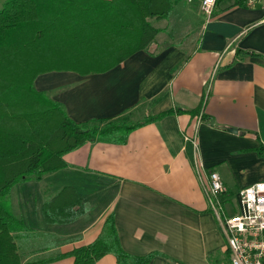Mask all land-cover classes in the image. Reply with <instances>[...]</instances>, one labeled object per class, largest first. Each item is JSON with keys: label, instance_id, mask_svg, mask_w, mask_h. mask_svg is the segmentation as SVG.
<instances>
[{"label": "crops", "instance_id": "crops-1", "mask_svg": "<svg viewBox=\"0 0 264 264\" xmlns=\"http://www.w3.org/2000/svg\"><path fill=\"white\" fill-rule=\"evenodd\" d=\"M179 1L171 0L168 18L151 21L158 32L146 49L109 70H53L34 80L76 122L119 116L141 121L181 110L132 129L124 143L86 142L63 154L62 168L12 186L11 209L25 225L38 215L40 224L68 227L55 233L58 244L47 250L53 256L91 243L112 213L126 252L156 253L148 264H230L193 156L205 171L219 174L227 209L233 210L238 190L264 181V154L258 153L264 150V60L236 55H264V9L223 0L207 17L197 2ZM199 105L200 112L191 115ZM193 133L197 151L184 140ZM45 175L50 181L31 183ZM64 186L74 189L86 210L68 223H46L42 204ZM72 263L67 255L39 264ZM94 264L117 262L105 254Z\"/></svg>", "mask_w": 264, "mask_h": 264}, {"label": "trees", "instance_id": "trees-1", "mask_svg": "<svg viewBox=\"0 0 264 264\" xmlns=\"http://www.w3.org/2000/svg\"><path fill=\"white\" fill-rule=\"evenodd\" d=\"M223 0H216V5ZM244 0H232L241 6ZM171 0H4L0 3V264H39L72 256V264H94L105 254L117 264H148L156 255H133L120 245L113 214L91 243L68 253L38 260L18 254V233L31 229L11 209L10 189L40 180L62 168L63 154L86 142L124 143L129 132L166 115L172 108L141 121L127 116L76 122L62 103L37 90L35 78L48 71L80 74L109 70L132 53L146 49L158 29L151 20L169 17ZM260 57L253 52L236 51ZM201 105L189 111L200 112ZM203 116L201 115V118ZM260 147L258 153L264 154ZM82 199L62 187L41 207L46 223L63 224L85 212Z\"/></svg>", "mask_w": 264, "mask_h": 264}, {"label": "built area", "instance_id": "built-area-1", "mask_svg": "<svg viewBox=\"0 0 264 264\" xmlns=\"http://www.w3.org/2000/svg\"><path fill=\"white\" fill-rule=\"evenodd\" d=\"M197 2L200 11L211 16L216 0H186ZM249 8L264 9V0H244ZM197 151V137L184 135ZM193 167L203 185L209 208L218 220L226 238L230 264H264V181L253 183L236 193L235 206L225 207L226 188L216 171H205L194 152ZM205 178V180H204Z\"/></svg>", "mask_w": 264, "mask_h": 264}, {"label": "rangeland", "instance_id": "rangeland-1", "mask_svg": "<svg viewBox=\"0 0 264 264\" xmlns=\"http://www.w3.org/2000/svg\"><path fill=\"white\" fill-rule=\"evenodd\" d=\"M4 0H0V3ZM229 0L223 2V4H227ZM180 4H184V0L179 1ZM189 6H196L195 2L192 4H187ZM151 21H155L154 19ZM50 175H45L41 182H31L33 185L36 183H45L50 181ZM37 190L32 192H27L29 194H35ZM14 199V198H13ZM98 211H95L97 213ZM39 216L33 215V219L31 221L28 220L26 225L31 229L24 230L18 233V237L16 238V244L18 247V254L21 259L28 258L27 260H38L42 258L51 257L54 255V252L47 251L52 246H56L58 244V239L55 237L58 231L65 230L68 227H59V226H45L44 222L41 221L40 224L38 220ZM26 260V259H25Z\"/></svg>", "mask_w": 264, "mask_h": 264}, {"label": "water", "instance_id": "water-1", "mask_svg": "<svg viewBox=\"0 0 264 264\" xmlns=\"http://www.w3.org/2000/svg\"><path fill=\"white\" fill-rule=\"evenodd\" d=\"M226 130L232 133H237L238 131L236 128H227Z\"/></svg>", "mask_w": 264, "mask_h": 264}]
</instances>
